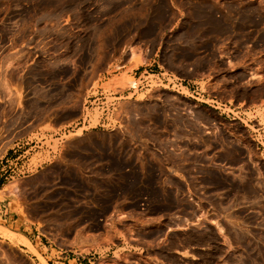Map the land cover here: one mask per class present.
Here are the masks:
<instances>
[{"label":"rangeland","instance_id":"obj_1","mask_svg":"<svg viewBox=\"0 0 264 264\" xmlns=\"http://www.w3.org/2000/svg\"><path fill=\"white\" fill-rule=\"evenodd\" d=\"M3 198L0 264H264V0H0Z\"/></svg>","mask_w":264,"mask_h":264},{"label":"built area","instance_id":"obj_2","mask_svg":"<svg viewBox=\"0 0 264 264\" xmlns=\"http://www.w3.org/2000/svg\"><path fill=\"white\" fill-rule=\"evenodd\" d=\"M150 76L153 77V79H149ZM137 78L140 79V85H139L140 90L143 88H147V89L162 88V89H167V90H171L173 92H176L179 95L195 98L193 95L182 94L178 89H182L185 87L187 90V87L183 86V84H182L183 82L180 78H174L173 76H171L169 74H164V73L150 74L147 71H144ZM153 83L155 84L154 87L152 86ZM191 94H194V92H192ZM196 95L198 96L199 94L196 93ZM195 99H197V98H195ZM100 100H101V103H98L97 106H101L100 109H102V112L106 116L108 115V113L112 114L113 111L115 110V108H114L115 104H113L114 102H111L110 104H106L105 103L106 99L102 95L99 96V98L95 99L93 102L100 101ZM204 102L207 103V101H204ZM208 102H210V103H207L209 106H211L213 108H217V102H215L213 100H210ZM24 154H25V152H22L21 154L17 155L13 159V161H18L21 157L24 158V156H23Z\"/></svg>","mask_w":264,"mask_h":264},{"label":"bare ground","instance_id":"obj_3","mask_svg":"<svg viewBox=\"0 0 264 264\" xmlns=\"http://www.w3.org/2000/svg\"><path fill=\"white\" fill-rule=\"evenodd\" d=\"M141 64H143V62H141ZM139 80V84L138 85H136V83L133 81V80H131V81H128L127 83H126V85H127V88H129V89H133V88H135V86H136V89L139 91L140 89H139V85H140V79H138ZM118 89V88H117ZM105 94H106V97H105V99H106V104H108V103H111V102H113V99H115L113 96H114V94H116V93H123V92H125V90L124 91H120V90H116V91H103ZM121 96V95H120ZM120 98H125V99H127V96L126 97H120ZM119 98V99H120ZM92 104V107H90V106H87V107H85L84 108V110H83V120L84 121H87V122H90V118H91V115H93V112H97L98 114H99V116H98V120H99V118L101 117V115H102V112H101V109L100 108H98V107H96V106H94L93 104H95V103H91ZM113 114V113H112ZM112 114L111 113H108V118H110V116H112ZM10 239V241L12 242L13 241V239L12 238H9ZM20 241L21 242H23V243H27V241H26V239L25 238H23V237H21L20 236Z\"/></svg>","mask_w":264,"mask_h":264},{"label":"crops","instance_id":"obj_4","mask_svg":"<svg viewBox=\"0 0 264 264\" xmlns=\"http://www.w3.org/2000/svg\"><path fill=\"white\" fill-rule=\"evenodd\" d=\"M37 135H39L40 137L41 134L43 133H46L47 136H53V135H48L49 132H46V131H40V130H37L35 131ZM34 133V132H33ZM46 136V135H45ZM35 143H38V142H35ZM42 145H38L36 144V146H33L31 147V149L33 148H42V146L45 144V141L41 143ZM29 161V159L27 160V162ZM23 166H25V162H22L20 168H22ZM18 213L17 212H14L13 208L11 207V204L8 203V200L3 198V199H0V222L2 223H5L7 224L9 227L11 225L15 226L17 224V221L18 219H15V217H17ZM20 226H22L23 224L20 223L19 224Z\"/></svg>","mask_w":264,"mask_h":264}]
</instances>
